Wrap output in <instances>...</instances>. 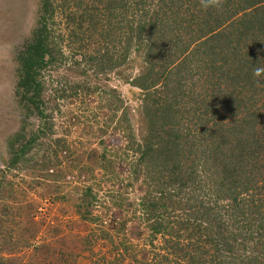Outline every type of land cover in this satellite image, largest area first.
Listing matches in <instances>:
<instances>
[{
    "label": "trees",
    "instance_id": "obj_1",
    "mask_svg": "<svg viewBox=\"0 0 264 264\" xmlns=\"http://www.w3.org/2000/svg\"><path fill=\"white\" fill-rule=\"evenodd\" d=\"M137 1L145 4L136 20L129 0H118L127 20L118 66L143 55L133 82L146 127L131 167L147 190L141 207L151 240L92 264H264V74H252L264 67V0H222L207 10L200 0ZM159 25L173 51L166 60V49L156 50ZM46 31L41 24L17 57L16 96L29 111L40 110ZM196 70L202 96L191 83Z\"/></svg>",
    "mask_w": 264,
    "mask_h": 264
},
{
    "label": "rangeland",
    "instance_id": "obj_2",
    "mask_svg": "<svg viewBox=\"0 0 264 264\" xmlns=\"http://www.w3.org/2000/svg\"><path fill=\"white\" fill-rule=\"evenodd\" d=\"M136 1L129 0V16L137 20L145 2ZM117 4L0 0V264H92L123 245L132 255L151 240L141 207L147 190L131 167L132 144L146 127L133 82L143 55L133 52L118 66L120 23L127 20ZM41 24L47 63L40 110L29 111L16 96L17 57ZM158 30L156 50L166 49V60L173 51L165 46L166 27ZM201 75L196 70L191 82L199 96Z\"/></svg>",
    "mask_w": 264,
    "mask_h": 264
},
{
    "label": "clouds",
    "instance_id": "obj_3",
    "mask_svg": "<svg viewBox=\"0 0 264 264\" xmlns=\"http://www.w3.org/2000/svg\"><path fill=\"white\" fill-rule=\"evenodd\" d=\"M201 7L205 10L208 8H217L219 9L222 6V0H200ZM253 77L258 78L261 74H264V67H254L253 68ZM255 82L258 84L259 80L256 79Z\"/></svg>",
    "mask_w": 264,
    "mask_h": 264
}]
</instances>
